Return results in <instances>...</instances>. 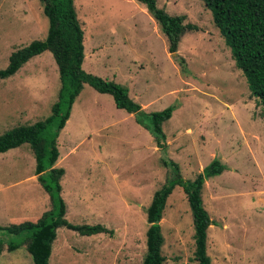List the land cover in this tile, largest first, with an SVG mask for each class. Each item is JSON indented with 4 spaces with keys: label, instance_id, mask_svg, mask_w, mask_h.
Wrapping results in <instances>:
<instances>
[{
    "label": "rangeland",
    "instance_id": "374dc122",
    "mask_svg": "<svg viewBox=\"0 0 264 264\" xmlns=\"http://www.w3.org/2000/svg\"><path fill=\"white\" fill-rule=\"evenodd\" d=\"M84 31L82 67L128 89L146 112L176 108L162 125L167 157L193 178L212 159L225 165L205 179L203 204L210 264H264V114L202 0H156L169 14H184L186 29L175 54L159 25L137 0H73ZM48 19L38 0H0V68L10 53L46 36ZM182 57L185 63L179 62ZM60 79L48 50L0 79V134L51 113ZM55 163L65 170V218L104 225L86 236L56 230L49 264H142L146 207L167 168L151 133L117 108L110 94L89 84L76 97L57 137ZM24 143L0 153V225L36 221L51 206ZM161 230L163 264H197L191 210L180 186L166 201ZM0 234L18 246L0 264H34L27 236Z\"/></svg>",
    "mask_w": 264,
    "mask_h": 264
},
{
    "label": "trees",
    "instance_id": "16d2710c",
    "mask_svg": "<svg viewBox=\"0 0 264 264\" xmlns=\"http://www.w3.org/2000/svg\"><path fill=\"white\" fill-rule=\"evenodd\" d=\"M48 19L46 36L34 39L27 45L12 51L8 63L0 68V79L14 75L30 58L43 51H50L57 65L60 87L56 101L51 105V113L31 124L14 126L0 134V153L27 143L35 158L34 174L48 194L51 206L36 221H22L10 225H0V234H22L27 236L26 249L34 264H49L52 244L59 227L77 231L81 235H94L107 231L100 224H75L65 218L66 203L61 196L60 181L65 173L63 167L55 165L59 152L57 137L69 118L71 107L83 89L89 84L100 93L110 94L115 106L132 113L137 123L144 126L153 136L156 147L162 152L161 162L167 168L164 183L154 191L146 207L145 231L146 252L142 264H163L162 246L164 236L160 220L167 198L176 186L186 195L192 215L194 260L197 264H210L207 254V229L212 219L203 204L205 179L219 175L225 165L217 158L212 159L193 178H184L179 164L167 157L166 135L163 123L171 118L176 108L171 104L161 110L146 112L133 100L128 89L115 80L104 79L87 72L84 60V31L77 17L73 0H38ZM159 25L168 42V50H177L181 36L186 29H196L192 23H184V14H169L158 7L156 0H137ZM212 13V20L219 29L225 44L229 47L235 66L246 78L251 94L262 106L264 114V0H202ZM180 63H185L179 57ZM8 251L15 249L16 243H6L0 236V254L3 245Z\"/></svg>",
    "mask_w": 264,
    "mask_h": 264
},
{
    "label": "water",
    "instance_id": "95a60500",
    "mask_svg": "<svg viewBox=\"0 0 264 264\" xmlns=\"http://www.w3.org/2000/svg\"><path fill=\"white\" fill-rule=\"evenodd\" d=\"M172 54H175V52H173Z\"/></svg>",
    "mask_w": 264,
    "mask_h": 264
}]
</instances>
